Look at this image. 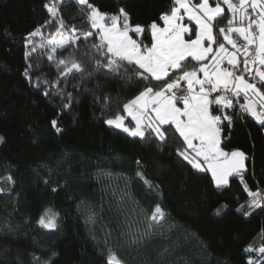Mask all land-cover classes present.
I'll list each match as a JSON object with an SVG mask.
<instances>
[{
  "label": "trees",
  "instance_id": "trees-1",
  "mask_svg": "<svg viewBox=\"0 0 264 264\" xmlns=\"http://www.w3.org/2000/svg\"><path fill=\"white\" fill-rule=\"evenodd\" d=\"M50 1L0 0V177L10 173L14 180L0 181V264H35L33 253L41 264H106L109 250L126 264H247L250 256L264 264L261 256L244 251L249 245L264 246V204L247 207L251 198L240 175L217 189L210 171H197L177 155L185 145L173 129L162 144L105 124L124 114L123 104L146 86L130 79L134 67L128 66L127 73L94 72L78 89L72 86L80 81L79 74L61 78L59 87L73 92L71 108L63 109L66 101L43 83L58 75L47 59L50 50L38 48L25 57L28 33L51 19L45 8ZM90 2L109 12L124 8L133 25L147 29L134 37L148 46L149 26L161 23V14L174 6V0ZM60 14L67 24L89 30L75 3L62 6ZM41 31L52 36L55 27ZM29 64L33 67L26 77ZM197 66L191 61L186 70ZM151 86L160 87L155 82ZM53 119L62 132L52 128ZM221 139L224 150L248 154L243 180L253 191L264 190V127L247 113L237 115L231 125H222ZM138 170L159 186L157 194L136 176ZM157 203L166 213L163 222L147 219ZM242 204L244 209L237 211ZM222 205H227L222 215H214ZM45 208L59 214L58 230L36 223Z\"/></svg>",
  "mask_w": 264,
  "mask_h": 264
},
{
  "label": "snow or ice",
  "instance_id": "snow-or-ice-1",
  "mask_svg": "<svg viewBox=\"0 0 264 264\" xmlns=\"http://www.w3.org/2000/svg\"><path fill=\"white\" fill-rule=\"evenodd\" d=\"M68 3H75L81 9L89 30L82 31L77 25L66 23L60 8ZM45 8L51 19L28 33L26 39L32 44L30 38L41 36L42 27H55L51 38L33 47L32 52H36L37 47L50 50L47 59L55 64L58 75L55 81L44 80L43 83L55 87V94L66 101L63 109L71 108L73 92L59 87L61 78L67 81L79 74L80 81L72 86L78 89L94 72L120 73L124 69L127 73L128 66L134 67L136 71L130 79L145 82L146 86L123 104L120 111L126 116L117 114L105 120V124L141 141L162 144L167 143L168 129H173L185 145L183 150L177 149L183 161L197 171H210L217 189H225L230 177L240 175L244 191L251 198L247 207L254 209L264 204V190L253 191L243 180L246 153L239 149L228 152L221 146L222 125L225 122L231 125L234 116L250 114L264 127V0H174L170 11L159 17L163 26L156 21L149 26L150 46L133 38L147 29L140 24L133 25L124 8L109 14L90 0H54ZM185 18L194 24L190 26L184 22ZM221 19L226 20V25L217 29L216 24ZM59 52L67 55L58 56ZM30 55L26 52V59ZM191 61L197 62L198 67L186 70ZM32 67L29 64L25 68L26 77L30 76ZM154 82L160 85L159 90L151 86ZM36 86L39 87V83ZM43 94L48 96L49 91L46 89ZM238 98L245 101L239 104L241 113L236 112L234 103ZM228 109H232V115L226 111ZM214 110L218 114H213ZM126 117H130L132 126L125 122ZM51 126L57 133L62 132L56 119L51 121ZM3 140L0 136V142ZM136 164L138 169L142 167L139 159ZM136 176L150 192L158 193L159 186L142 171L138 170ZM0 181L14 183L10 173L0 177ZM44 182L47 184L48 180ZM0 193H4L3 188ZM244 207L240 205L237 211ZM225 208L227 205L216 208L214 215L221 216ZM165 218L160 203L155 204L147 217L152 222H163ZM58 221L59 214L45 208L36 223L43 229L56 231ZM4 227L10 228V225ZM244 251H258L264 258V246L253 249L249 245ZM32 259L35 264H41V258L35 253ZM43 264H51V260ZM106 264L126 262L109 250ZM247 264H259V261L250 256Z\"/></svg>",
  "mask_w": 264,
  "mask_h": 264
},
{
  "label": "rangeland",
  "instance_id": "rangeland-1",
  "mask_svg": "<svg viewBox=\"0 0 264 264\" xmlns=\"http://www.w3.org/2000/svg\"><path fill=\"white\" fill-rule=\"evenodd\" d=\"M54 2V0H51L50 2H48L47 4H52ZM195 2H198V0H195ZM99 8V7H98ZM100 9V8H99ZM101 10V9H100ZM102 12H105V13H109V14H113V13H116V12H109V11H106V10H101ZM227 15L230 17V13H227ZM157 22V21H156ZM184 22H186V23H189L190 24V26L191 25H193L194 24V21H191V22H189V21H187V18H185V21ZM157 23H159V24H161V26H163V24H162V22L160 23V22H157ZM226 25V20L225 19H221L220 20V22L218 23V24H216V27H217V29L219 28V27H223V26H225ZM41 33H42V31H41ZM138 35H141V34H138ZM36 37H38L37 39H35V40H33V38L34 37H31L30 39H32L33 40V43L32 44H29V47H28V49H27V51L26 52H29V53H31V51H32V48L33 47H36L37 45H39L40 43H42V42H44V41H46L47 39H49V38H51V36H45L44 34H42L41 36H36ZM134 39H137V38H135V37H133ZM187 38V37H186ZM227 47H229L230 48V45H226ZM37 49H38V47H37ZM198 67V66H197ZM213 114H218V112H215V113H213ZM222 133V132H221ZM1 136V135H0ZM1 143V142H0ZM235 150V149H234ZM240 150V149H239ZM226 151H229V150H226ZM242 151V150H241ZM231 152V151H230ZM244 152V151H243ZM244 153H246V152H244ZM246 156H247V158H248V154L246 153ZM245 162H246V160H245ZM250 201V200H249ZM259 247H261L260 245H257L256 247H254L253 249H258ZM254 252V255H257V256H260V254L258 253V251H253Z\"/></svg>",
  "mask_w": 264,
  "mask_h": 264
},
{
  "label": "built area",
  "instance_id": "built-area-1",
  "mask_svg": "<svg viewBox=\"0 0 264 264\" xmlns=\"http://www.w3.org/2000/svg\"><path fill=\"white\" fill-rule=\"evenodd\" d=\"M241 42H242V40H241ZM234 103L237 105V106H236V112H237V113H241V110H240V108H239V104H242V103H243V102L241 101V99L238 98L237 101H234ZM228 110L231 111V112H233L232 109H228ZM245 114H246V113H241L240 116H244Z\"/></svg>",
  "mask_w": 264,
  "mask_h": 264
},
{
  "label": "crops",
  "instance_id": "crops-1",
  "mask_svg": "<svg viewBox=\"0 0 264 264\" xmlns=\"http://www.w3.org/2000/svg\"><path fill=\"white\" fill-rule=\"evenodd\" d=\"M241 99V101L244 103L245 101L242 99V98H240ZM227 111V110H226ZM214 113V112H213ZM120 115H125L126 116V113H124V114H120ZM249 116H251L250 114H248ZM252 117V116H251ZM255 119V118H254ZM129 121H130V117H126V123H129ZM129 126H132L130 123H129ZM226 151V150H225ZM232 151V150H231ZM228 152H230V151H228Z\"/></svg>",
  "mask_w": 264,
  "mask_h": 264
}]
</instances>
